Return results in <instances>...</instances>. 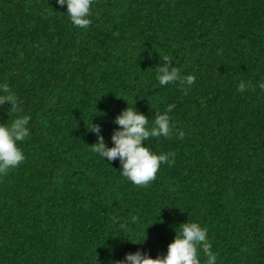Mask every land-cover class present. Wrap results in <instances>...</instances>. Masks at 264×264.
Listing matches in <instances>:
<instances>
[{
    "label": "trees",
    "instance_id": "obj_1",
    "mask_svg": "<svg viewBox=\"0 0 264 264\" xmlns=\"http://www.w3.org/2000/svg\"><path fill=\"white\" fill-rule=\"evenodd\" d=\"M91 20L0 0V85L20 99L0 124L31 116L25 160L0 175V264L155 258L187 221L208 229L216 264H264V0H95ZM164 57L195 76L188 95L155 79ZM127 103L150 124L175 104L173 134L142 142L175 163L146 186L89 148L91 124L112 146Z\"/></svg>",
    "mask_w": 264,
    "mask_h": 264
},
{
    "label": "clouds",
    "instance_id": "obj_2",
    "mask_svg": "<svg viewBox=\"0 0 264 264\" xmlns=\"http://www.w3.org/2000/svg\"><path fill=\"white\" fill-rule=\"evenodd\" d=\"M95 0H56L58 5H66L68 18L74 27L87 30L92 23V5ZM163 63L155 70V79L159 85L165 86L179 83L184 95H188L195 83L192 74L182 75L181 70L175 66L169 67V57L163 58ZM173 62V61H172ZM249 82L241 80L238 92H245L249 88ZM258 87L264 90V82H259ZM6 103L15 111L18 109L20 99L11 88L0 85V108ZM175 104L168 105L163 114H157L149 123V118L141 114L134 103L123 109L115 116L113 123L117 125L111 135L112 146L108 147L101 133L100 125L91 124L90 132L96 136V141L91 147L100 159L108 162L119 161L120 173L126 180L137 186H146L156 179V174L162 164L175 163V153L156 154L151 148L142 142L150 141V138H169L173 134L169 113L173 111ZM30 115H18L11 124H0V175L9 169L18 167L25 160V155L18 146L30 137ZM185 133L179 132L180 139ZM105 162V161H104ZM109 165V163H106ZM179 231L175 230L174 239L168 244L164 255L157 254L155 258L146 252L137 250L126 253L124 258L114 261L113 264H202L199 253L202 251L206 260L203 264H216L217 254L212 251V243L208 239V229L198 223L187 221L179 225ZM144 238L133 243H143Z\"/></svg>",
    "mask_w": 264,
    "mask_h": 264
}]
</instances>
